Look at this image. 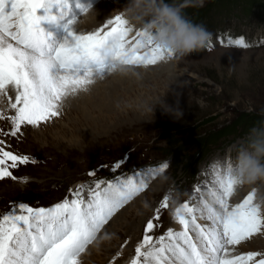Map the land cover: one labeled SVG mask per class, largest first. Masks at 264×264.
Returning a JSON list of instances; mask_svg holds the SVG:
<instances>
[{
  "label": "rangeland",
  "instance_id": "rangeland-1",
  "mask_svg": "<svg viewBox=\"0 0 264 264\" xmlns=\"http://www.w3.org/2000/svg\"><path fill=\"white\" fill-rule=\"evenodd\" d=\"M209 1L204 0L203 6L207 9L203 10L202 15L205 21H211L213 27L211 47L207 43L205 48L186 56H174L173 61L166 57L161 61L163 65L157 63L148 67H134L145 75L136 76L130 81L120 82L118 75L110 74L94 84L88 92L77 95L80 99L82 94H87L91 99L88 105H81L87 111L79 112L76 96H72L64 101L61 116L51 122L39 127L26 126L22 134L14 138L4 137L0 133V139H5L9 145L15 144L20 150L43 156L34 164L21 165L12 170L16 177H27V180H0V216L20 202H26L32 207H40L44 203L45 207H49L64 198L71 199V192L81 185L84 186V197L88 199L91 195L89 187L95 184L88 185L79 179L88 166L105 159L111 147H114V151L109 158L113 159L123 152L127 155L135 147L142 148L153 143L151 155L155 156L154 162L136 166V171H132V165L122 174L131 176L143 173L150 168H158L164 162L168 163V168L152 177L149 186L113 216L98 233L97 240L81 254V264H129L135 255L136 244L142 239L136 236L137 229L144 232L146 222L156 215L166 195L170 197L169 207L161 209L158 221L161 227L157 229L156 235L165 233L169 227L179 230L171 222L172 209L185 201L197 203L200 199L199 193L195 192L197 187L205 193V199H209L207 191L213 186L211 179L214 180L215 172L219 170L224 174L228 169L225 166H235L238 153L247 146L250 130L258 125L245 129L242 137L234 138L232 134L224 136L229 139L211 142L206 151L193 156L197 162L188 168L185 155L181 157L182 162L178 166L173 164L172 154H167L168 146L179 145L177 150H181L182 143L187 140L196 139L202 143L207 130L229 123L238 113L264 112V0H215L210 7ZM127 2L99 0L92 4L95 6L101 3L110 19L114 13L122 11ZM185 14L189 17L193 12ZM84 15L86 17L80 19L79 27L89 31L96 21L85 22L92 15ZM56 25L63 27L62 22ZM62 32L64 36L67 34L64 28L61 31L63 36ZM240 36L245 38L247 47L227 43L230 37ZM221 40L225 42L221 43ZM149 105L154 106L153 111H147ZM5 107L0 109H5L6 115L14 114V110ZM176 108L179 111L175 115L172 111ZM208 117L211 118L207 121ZM0 128L10 131L11 121L0 119ZM171 139H176V143L172 144ZM123 142L127 144L123 145ZM192 143L187 142L189 145ZM197 145L183 152L190 154L200 146ZM225 151V155H221ZM193 166H196L195 177L191 174ZM217 166L222 168L215 170ZM107 183L104 182L101 187ZM251 187L255 195H259L254 202L264 211L261 199H264V182L240 184L239 189L236 187L229 198H236L231 204L240 203L248 195L244 192H248ZM126 214L131 216L121 220L123 217L126 219ZM198 223L204 225L210 221L198 219ZM131 224H134L132 230ZM104 229L121 233L115 236L117 240L114 244L109 239V247L103 243L109 238L106 237L108 235L102 238L103 241L98 240ZM257 246L258 250L264 251V231L252 236L246 244L241 242L235 251L241 254V250L256 249Z\"/></svg>",
  "mask_w": 264,
  "mask_h": 264
},
{
  "label": "snow or ice",
  "instance_id": "snow-or-ice-1",
  "mask_svg": "<svg viewBox=\"0 0 264 264\" xmlns=\"http://www.w3.org/2000/svg\"><path fill=\"white\" fill-rule=\"evenodd\" d=\"M93 7L90 0H0V97H6L7 108L14 110L6 115L0 109V119L11 121L10 131L0 128L4 137H18L26 126L39 127L60 117V105L109 76L113 60L134 68L175 56L154 44L146 28L132 35L134 29L122 13L93 31L81 30L80 19ZM60 22L67 33L62 41L53 39L43 26ZM227 43L248 46L243 36L230 37ZM208 45L212 46L211 40ZM9 149L7 141L0 139V180H17L13 169L37 162ZM168 166L164 162L158 168L109 181L105 187L97 180L89 187L88 199L81 185L71 192L73 198L49 207L14 204L0 216V264H81V254L105 225ZM233 172L232 164L224 174L217 170L207 191L209 199L197 187V203L185 201L174 209L180 229L169 227L156 235L161 209L169 207L170 197L164 196L156 215L146 222L129 264H264V252L235 251L242 241L264 231V211L254 202L255 191L242 202L229 204L238 184ZM198 219L210 223L202 225Z\"/></svg>",
  "mask_w": 264,
  "mask_h": 264
},
{
  "label": "clouds",
  "instance_id": "clouds-1",
  "mask_svg": "<svg viewBox=\"0 0 264 264\" xmlns=\"http://www.w3.org/2000/svg\"><path fill=\"white\" fill-rule=\"evenodd\" d=\"M203 3L204 0H183V3L176 0H128L121 13L130 24L146 28L154 44L170 49L177 57H183L205 48L211 38V32L203 23L193 22L184 13L185 7H203ZM132 72L133 69L120 60L112 61L111 75H128ZM93 85L80 93L88 92ZM64 107L62 103L59 108L61 113ZM153 110L154 106L147 107V111ZM178 111L176 108L172 112L176 115ZM261 114L264 115V112ZM233 174L238 180L237 185L264 182V122L250 130L247 146L238 153Z\"/></svg>",
  "mask_w": 264,
  "mask_h": 264
},
{
  "label": "trees",
  "instance_id": "trees-1",
  "mask_svg": "<svg viewBox=\"0 0 264 264\" xmlns=\"http://www.w3.org/2000/svg\"><path fill=\"white\" fill-rule=\"evenodd\" d=\"M180 0H176V2L178 3ZM215 0H210L208 2L209 7L211 6L210 4L212 2H214ZM207 9L205 6L203 7H194L191 8L190 6H187L184 8V13H191L193 12L192 15H190L188 18H190L191 20L194 19H201V15L203 13V10ZM212 118H215L214 116L211 115ZM210 117V118H211ZM210 118L208 117L206 120H210ZM264 122V115L262 114H247L246 112H242V113H238L237 117L233 120H231L229 123H224V125L218 127V128H214V129H209L206 132V136H205V141L200 143L198 140L194 139V140H187V142H191L194 141L192 144H187V142H185L184 144L182 143L183 147H180L181 150H177L179 147H173L171 145H169L168 147H172L173 148V152L177 154V158H180L181 155H184L183 151L185 149H187L188 147H193L196 143H198V145H200L199 147H197L191 157H195V153H201L206 151V149L209 147L208 144H210L211 142H217L220 141L222 138H224V136H229L234 134V138L236 136L239 135H243V132L245 131V129H248L251 126L254 125H261V123ZM224 139H229V138H224ZM176 139L174 140H170V142H172V144L176 143ZM185 145V146H184ZM197 145V146H198ZM178 147V148H177ZM182 151V152H181Z\"/></svg>",
  "mask_w": 264,
  "mask_h": 264
},
{
  "label": "bare ground",
  "instance_id": "bare-ground-1",
  "mask_svg": "<svg viewBox=\"0 0 264 264\" xmlns=\"http://www.w3.org/2000/svg\"><path fill=\"white\" fill-rule=\"evenodd\" d=\"M96 1H99V0H91L90 2L91 3H94V2H96ZM94 6V5H93ZM88 13H90V15H92L90 18L89 17H87V18H89V19H85V22L88 20V22L90 21V23L91 22H94V21H96V24H93L94 26L92 27V29H91V31H93V30H95L96 28H98V27H100L101 25H102V23H104V22H106V20L107 19H109V18H107V16H106V8L101 4V3H99V4H96L92 9H90L89 10V12ZM87 14V13H86ZM84 17H86V15H83L82 16V18H84ZM62 25V24H61ZM62 34H63V32H62ZM63 37H64V34H63V36L61 35V38L63 39ZM169 59H170V57H169ZM171 61V60H170ZM173 61V60H172ZM167 63H169V62H167ZM166 63V64H167ZM167 66V65H166ZM133 69V72L132 73H130V74H128V75H118V77H119V79H120V82H125V81H130V79H135V77L136 76H138V77H140L139 75H145V73H143L141 70H138V68H132ZM142 70H143V68H142ZM80 94V93H79ZM9 95H13L14 96V93H12L11 91L9 92ZM81 95V94H80ZM89 95V94H88ZM82 96L83 97H81L80 99L78 98V96L76 95V99H77V104H78V110H79V112L81 111L82 113L83 112H85V111H87L86 109H83L82 107H81V105L82 104H85V105H88L89 103H91V99L87 96V94H82ZM69 98V97H68ZM89 98V99H88ZM88 99V100H87ZM7 100V98L6 97H0V108L1 107H4V106H6L5 108H7V104H8V101H6ZM87 100V101H86ZM70 101V100H69ZM1 105H4V106H1ZM219 157H220V155H219ZM216 158V157H215ZM213 161V160H212ZM228 167V165L227 166H225V168H227ZM220 168H222L221 166L220 167H215V170L216 169H220ZM224 168V169H225ZM210 169V168H209ZM223 170V169H222ZM226 170V169H225ZM225 170H223L224 172H225ZM211 177H212V175H211ZM214 177V176H213ZM211 182H213V179H212V181ZM236 187L239 189V187H240V185H236ZM235 187V188H236ZM236 198H233V199H229V201H230V205H232L231 204V202L232 201H234ZM139 204V203H138ZM142 205V204H141ZM139 206V205H138ZM129 216H131V214L129 215V214H126L125 215V217H126V219L123 217L121 220H127L128 219V217ZM136 220V219H135ZM134 220V221H135ZM121 223L123 224V221H121ZM125 223V222H124ZM131 223V222H130ZM175 224L176 225H178L179 227H181L176 221H175ZM133 226V228H134V224H131L130 225V229H131V227ZM136 227V226H135ZM132 228V229H133ZM131 229V230H132ZM110 234H111V236H110ZM117 234H121L120 233V231L119 232H116V233H112L109 229L107 230V229H104L103 230V232H102V234L101 235H99L100 237H99V241H101L102 240V238L105 236V235H108V236H106V237H109V238H107L106 239V241L105 242H103V243H105V245L106 246H108L109 247V244H108V241H109V239H111V242L110 243H112V244H114V241H116L117 239H116V237L118 236ZM117 235V236H116ZM116 236V237H115ZM105 237V238H106ZM116 239V240H115ZM103 241V240H102ZM106 250V249H105ZM109 251V250H108ZM107 251V252H108ZM107 252H105V253H107Z\"/></svg>",
  "mask_w": 264,
  "mask_h": 264
}]
</instances>
